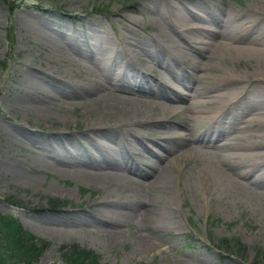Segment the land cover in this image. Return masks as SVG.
<instances>
[{"label": "bare ground", "instance_id": "bare-ground-1", "mask_svg": "<svg viewBox=\"0 0 264 264\" xmlns=\"http://www.w3.org/2000/svg\"><path fill=\"white\" fill-rule=\"evenodd\" d=\"M165 1L170 7L169 12L148 5L143 7L149 22L158 26L153 37L145 38L140 34L139 40L123 38L116 41L108 29L97 31L94 27L96 24L90 23L89 29L98 38L105 39L109 57L98 56L96 51L91 52L88 48L89 63H83L71 50L75 48L77 37L86 41L87 38L91 41L99 39L90 33L85 38V33H81L75 23L63 22L61 26L66 29L65 37L60 34L62 30L54 28L60 39L51 34L52 37H46L45 46L43 42L37 43L38 48L43 46L48 51L47 64L44 65V61L41 64L22 63L27 67L22 78L25 86L5 89L9 94V110L5 117L13 118L15 123H8L4 128L6 136L0 155V171L4 179L22 184L37 182V177L32 174L35 171L27 167L38 171L40 160L38 162L35 157L31 163L13 148L24 138L35 143L43 140L51 146L58 144L52 147L49 154L55 162L46 161L49 170L72 176L80 173V176L110 188L91 205L95 211L89 212L85 218L86 223L97 227L96 236L106 241L121 236L124 233L122 226L131 222H138L142 226H162L166 223H172L173 227L180 225L176 223L179 215L173 205L175 202L165 207L162 199L167 187L168 193L171 189V169L183 177L181 186L190 184L203 189L206 183L205 189L217 190L222 200L228 197H264V138L255 141L253 135L245 131L256 123L264 127V73L256 74L254 86L242 84L243 77L227 74L224 79L227 81L223 82L226 88L218 91V87L214 90L213 87L204 89L194 85L192 89L190 84L186 86L181 80L180 70V73L174 72L171 79L163 76L159 77L161 82L155 79L158 88L149 87L148 94L158 101H151V105L123 94L136 92L138 88L135 86L147 87L151 63H143L142 55L157 57L155 61L164 65L170 62L171 67L178 65L177 61H185L188 57L185 51L179 54L181 60L177 58L179 49L173 52L178 40H184L187 48L194 43L199 48V59L195 58L196 63L194 60L192 63L196 71L204 70L201 60L212 58L217 47V56L261 61L264 59V40L254 34L258 29L257 24L264 20V0L263 4L257 3L259 8L252 12L232 10L224 18L218 15L209 19L210 24L207 26L193 23L198 21L194 7H203L202 4L182 3L180 6L172 0ZM119 15L135 21V15L126 10L120 11ZM254 16V23L257 21L255 27L254 23L247 25V19ZM239 18L240 23L237 20ZM237 28L248 30L251 34L239 35ZM33 29L38 34H44V28L40 26L31 25ZM133 29L140 32L138 26ZM80 54L78 56L82 57L83 54ZM69 75L73 78H67ZM176 82L186 86V95L180 96L176 92L175 89H179ZM48 83L59 86L57 96H51ZM208 100L212 107H207ZM70 113L88 116L87 126L79 137L66 132L62 139L51 132L48 137L52 139L44 141L38 125L46 120L51 130L63 133V125L70 124ZM149 113L154 116H148ZM247 113V120H241ZM20 114L22 118L16 120ZM169 117L179 120L175 126L159 130L158 127L165 126L164 120ZM241 122L245 124L241 125ZM144 127L156 129L162 132V136L152 140L148 146L143 141L141 128ZM167 129L171 135H166ZM71 139H84L96 150L80 151L73 153L68 160L63 159L62 152H72L76 147L73 144L76 140ZM188 159L196 160L191 171L186 166L177 165ZM130 160L134 162L130 163ZM59 165L69 169L59 168ZM7 200L16 205L15 201ZM208 202H214V197ZM261 207L264 209V203ZM1 215L17 219L14 215ZM19 223L30 233H36L34 229L28 230L21 221ZM62 223L63 220H55L54 223L42 220L39 227L53 234L60 228L52 224ZM85 235L86 231L82 236ZM47 242L48 249L50 243ZM164 245L147 235L136 239V246L144 248L160 249Z\"/></svg>", "mask_w": 264, "mask_h": 264}, {"label": "rangeland", "instance_id": "rangeland-1", "mask_svg": "<svg viewBox=\"0 0 264 264\" xmlns=\"http://www.w3.org/2000/svg\"><path fill=\"white\" fill-rule=\"evenodd\" d=\"M172 1L180 6L182 3L202 4L203 7H194L196 14L198 10L199 13L203 11V15L207 16L208 14L210 19L219 17L218 15H221L220 18H224L232 10L245 13L252 12L259 8L257 3L263 4L262 0ZM147 5L160 8V10L163 9L164 12L170 11L165 0H0V155L2 141L6 136L4 128L8 123L14 122L13 118L5 117V113L9 110L7 100L9 94L5 89L7 87L25 86V80L22 78L27 67L22 63L41 64L44 61V65L47 64L48 51L43 46L38 48L37 43L43 42L45 46L47 44L46 37L48 35L52 37L51 34L60 39L57 31L53 30L54 28L62 30L63 32L60 34H64L65 37L66 29L61 26L65 21L75 23L79 31L85 33V38L89 37V33L93 37H97L94 31L89 29L90 23L96 24L94 27L97 31L108 29L116 41L123 38L139 40L140 34L145 38L153 37L158 26L156 23L149 22L148 14L143 9ZM122 10L135 15V21L120 16L119 13ZM221 11L223 12L221 13ZM244 17L245 15H243ZM255 19V16L252 19H247V25H252ZM237 20L240 23L241 18ZM256 24L257 21H255L254 27ZM31 25L44 28V34H38L34 29L32 31ZM257 25L258 29L254 35L258 39L264 40V20L262 19ZM135 26L140 28L139 33L133 29ZM237 32L239 35L251 34L242 28H237ZM87 39L88 41L77 37L78 41L75 42V48L71 50L74 56L79 57L78 59L83 63H89L87 58L89 48L91 52L96 51L98 56L109 57L104 38L93 41L90 38ZM183 41L178 40L177 47L173 48V52L176 53L179 49V54L182 50L188 54L184 63L178 67L179 73L181 70L182 74L181 80L186 86L190 84L192 89L194 85H199L204 89L213 87L215 90L218 87V91H223V88L227 86L224 84L227 81H224L227 74L243 77L244 82L242 84L247 83L254 86L256 74L264 73V59L261 61L253 59L236 60L231 56H217L218 47L212 58L201 60V66L204 70L196 71L192 63L195 58L199 59V48L196 43L187 48ZM79 53L83 54L82 57L78 56ZM142 58L143 63H151L148 79L153 81L154 86L158 84L152 79L153 77L155 79H159L160 75L165 78L170 77L171 69L165 68L164 64L155 61L157 57L144 54ZM160 60H163L162 57ZM140 66H142L141 63ZM175 72H178V68L175 69ZM67 78L73 77L69 75ZM52 85L51 83L47 85L51 88V96H57L59 86ZM176 85L180 89H176L180 96L187 94L186 86L178 82ZM262 86L264 88V84ZM155 87L158 88V86ZM139 89L141 91L139 90L138 93L123 92V94L133 100L145 101L150 105L152 104L151 101H158L151 95L143 93L142 88ZM207 107H212L209 100ZM244 115L241 120H247L249 113ZM148 116L154 115L149 113ZM68 117L70 124L68 126L63 125L65 127L62 130L63 133L51 130L48 121L43 120L37 128L40 134L44 136V141L45 139H52L48 137L51 132L62 139H64L63 134L66 132L71 136L77 135L79 137L82 130L87 126L88 116L83 114L76 116L70 113ZM21 118L22 114L18 115L16 120ZM178 120L175 117L166 118L164 120L165 126L158 127V129L162 131L166 126H175L174 124ZM244 124L241 122V125ZM141 130L144 136L143 141L148 146L152 144V140L162 136V132L159 133L156 129L144 127ZM245 131L251 133L255 141L264 138V127L260 126L259 123L248 127ZM165 133L171 135L168 129ZM42 142L43 140L40 143H35L24 138L13 147L31 163L35 157L38 158V162L40 160L38 171L33 167H27L35 171L32 173L37 177L35 184L9 182L4 179L0 171V214L14 215L28 230H36V233L32 231L34 235L40 239H46L50 243L49 248L37 264H61L62 247L77 243L96 251L101 257V264H264V209L261 207L264 203V197L250 196L249 199L228 197L222 200L217 190L205 189L206 183L203 184V189L198 186L192 187L190 184L181 186L183 177L171 169L172 178L169 185L171 189L168 193L167 187L162 199L165 207L175 202L173 205L179 215V221L176 223H180V225L177 224V227H173L172 223H166L162 226L154 224L142 226L138 222H131L122 226L124 233L121 236L106 241L96 236L97 227L86 223L85 218L89 212L95 211L91 205L98 201L101 195L110 188L94 180L84 178L79 175L80 173L72 176L49 170L46 161L55 162L49 154H51L52 147H56L58 144L51 146ZM73 144L76 147L72 149V152H62L63 159L68 160V157L72 156L73 153L76 154L80 151L93 152L96 150L92 144L84 139H78ZM195 161L188 159L183 164L178 163L177 165L186 166L191 171V168L195 166ZM133 162L134 160H130V163ZM58 167L69 169L61 165ZM1 169L2 161L0 158ZM127 174L134 176L132 173ZM144 196L146 197V195ZM212 196L214 202L209 203L208 200ZM7 199L15 201L16 205ZM52 201H58V206H52ZM42 220L51 223H54L55 220H63L64 223L52 224V226H57L64 232H60V230L53 234L44 232L39 227ZM84 231H86L85 237L82 236ZM145 235L151 236L154 241L165 245L160 249L136 246V239Z\"/></svg>", "mask_w": 264, "mask_h": 264}, {"label": "trees", "instance_id": "trees-1", "mask_svg": "<svg viewBox=\"0 0 264 264\" xmlns=\"http://www.w3.org/2000/svg\"><path fill=\"white\" fill-rule=\"evenodd\" d=\"M51 205L58 206V201ZM47 247V241L27 231L17 219L0 216V264H35ZM61 257L62 264H101L98 253L78 244L63 246Z\"/></svg>", "mask_w": 264, "mask_h": 264}]
</instances>
